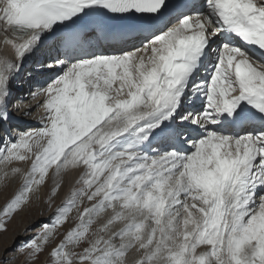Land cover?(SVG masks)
Returning a JSON list of instances; mask_svg holds the SVG:
<instances>
[{"label": "snow or ice", "instance_id": "6c2138e0", "mask_svg": "<svg viewBox=\"0 0 264 264\" xmlns=\"http://www.w3.org/2000/svg\"><path fill=\"white\" fill-rule=\"evenodd\" d=\"M172 8L3 0L0 121L26 58L55 36L66 59L53 57L60 71L30 93L45 97L41 126L0 148V182L22 181L0 210V232L49 178L51 205L68 173L78 176L49 222L0 264L25 251L34 264L70 218L45 264H264V0H203L194 14L142 25L140 46L74 55L96 14L149 22ZM190 95L200 108L186 107ZM21 162L27 170L13 166Z\"/></svg>", "mask_w": 264, "mask_h": 264}, {"label": "bare ground", "instance_id": "6f19581e", "mask_svg": "<svg viewBox=\"0 0 264 264\" xmlns=\"http://www.w3.org/2000/svg\"><path fill=\"white\" fill-rule=\"evenodd\" d=\"M2 3H3V0H0V7H2ZM55 38H56L55 36L49 37L45 41L44 46H42L34 55H32V56H30L24 60L22 67L11 78L13 83L15 81H18L20 78H22V74L25 70H30L31 64L33 65L34 62L36 61L35 56L38 53L43 52L44 49H46L48 47V45H50V41L55 39ZM217 43H219V40L217 41ZM213 46L216 48L215 44ZM130 48H132V47H130ZM130 48H128V49H130ZM6 54L11 56L12 50L6 49ZM107 54H111V53H107ZM214 56H215V52L212 53L213 59H214ZM46 60H47V63H42V64H39L38 66L47 65L48 62L53 61L52 58H46L45 57L44 62ZM53 64H54V62H53ZM210 70H211V63L207 62L206 72L200 78L197 77V81H199V79L207 76L208 72H210ZM59 71H60V69L58 66H52V67H48L46 70L42 71L41 73H35L36 76H34V74L30 75L31 76L30 81H32V83L34 84V86L32 87V91L30 93L38 92L42 87L46 86V84L49 82L50 78L54 77ZM35 78H37V79L34 80ZM24 93H22L20 95V98H19V95L17 93H14L12 96H10V100L6 104V111L8 113V119L6 121H0V132L2 129H4V130L6 129V133H8V136H11V138L5 137V136L2 138L0 137V148H3L6 143L13 140L18 133L31 130L28 127L35 129V128H38L41 126L40 117H42L44 115L43 108L41 107V109H40L41 111H39L38 113H37V111H38V109H37L36 112H34V114H33L32 110H34L35 107L37 108V105L40 104L44 100L45 97L43 95H40L36 99H33L30 96V93L28 96ZM15 98H16V100H15ZM190 100L192 102H188ZM202 102H203L202 97L197 98L194 95H190L187 102H186V107H191L194 104L196 108H200L202 106ZM13 112H16V114L18 116H15V115L13 116L12 115ZM11 121H14L15 125L10 126L8 128V125L10 124ZM6 138H7V140H5ZM156 146H157V144H156ZM159 147L161 148V150H164L161 147V145H159ZM0 166L3 169V165H0ZM29 166H30V164H29ZM1 168H0V170H1ZM27 169H28V165L25 168V170H27ZM77 176H78L77 171H73V172L68 173V175L65 178V183L61 186L60 191L54 197L55 199L58 198L57 201L58 200H60V201L64 200V198L69 193L71 187L73 186L74 181L77 178ZM16 178L17 179L15 180V183L20 181L19 176H17ZM51 187H52V181H51V178H49V180L46 182V184L41 188V190H40L41 194H50ZM85 204H87V201L85 202ZM73 213L76 214L75 212H73Z\"/></svg>", "mask_w": 264, "mask_h": 264}, {"label": "rangeland", "instance_id": "374dc122", "mask_svg": "<svg viewBox=\"0 0 264 264\" xmlns=\"http://www.w3.org/2000/svg\"><path fill=\"white\" fill-rule=\"evenodd\" d=\"M37 109H38L37 113L41 111L40 110L41 107H37V108L35 107L34 110H32L33 114L34 112H36ZM14 125L15 124H11V126ZM28 128L32 129L31 127ZM0 136H1V132H0ZM27 165L29 167V163L21 162L13 166H17L25 169ZM16 179H17L16 177H10L6 183L0 182V210L3 209L5 204L13 197L16 191L20 188L22 182L21 178H20L21 182L19 181L15 183ZM48 195L49 194H41V191L38 196L37 194L34 193L31 202L22 210L16 212L13 215L12 219L8 222L7 231L0 232V259H2L5 256L6 250H7V254H11L13 249H18L23 244V242L32 238L35 235V233L40 230L41 225L43 223L49 222L50 218L53 217L56 208L60 206L63 200L57 201L58 198L56 199L54 198L51 205H49ZM73 214L74 213H72V217H75L76 214L74 215ZM73 223H74L73 219L70 218L68 223L65 226H62L58 230V233L54 241L48 245V248L39 257V259L34 262V264H45V262L48 260V255L51 248L56 243H59V240L62 238L67 228L72 226ZM79 250L80 249H76V251ZM25 258H26V251L18 256V259L14 262V264H24Z\"/></svg>", "mask_w": 264, "mask_h": 264}]
</instances>
